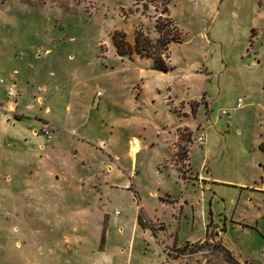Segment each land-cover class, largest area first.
Masks as SVG:
<instances>
[{
	"label": "rangeland",
	"instance_id": "1",
	"mask_svg": "<svg viewBox=\"0 0 264 264\" xmlns=\"http://www.w3.org/2000/svg\"><path fill=\"white\" fill-rule=\"evenodd\" d=\"M161 2L0 0V264H264V0H170L166 73L111 41L155 42Z\"/></svg>",
	"mask_w": 264,
	"mask_h": 264
},
{
	"label": "trees",
	"instance_id": "2",
	"mask_svg": "<svg viewBox=\"0 0 264 264\" xmlns=\"http://www.w3.org/2000/svg\"><path fill=\"white\" fill-rule=\"evenodd\" d=\"M170 0H162L161 16L155 20L154 30L158 38L155 42L148 40L139 31L135 32L134 45H130L125 40V33L115 32L111 36L112 44L116 50V54L120 57L136 54L140 57L151 58L153 67L160 73H166L169 71L168 65L165 63V59L168 58L169 46L172 43H180L182 39V32L175 24L174 20L170 17L169 13ZM187 154V153H186ZM186 159V156H185ZM184 159V160H185ZM140 223V219L138 220ZM141 224V223H140ZM105 240V225L102 229L100 236L101 246ZM190 244L184 243L181 250L186 249ZM225 256L229 261H233L230 253L225 249Z\"/></svg>",
	"mask_w": 264,
	"mask_h": 264
},
{
	"label": "crops",
	"instance_id": "3",
	"mask_svg": "<svg viewBox=\"0 0 264 264\" xmlns=\"http://www.w3.org/2000/svg\"><path fill=\"white\" fill-rule=\"evenodd\" d=\"M0 84H2V83H0ZM20 91V90H19ZM20 96H21V92H20ZM20 98V97H19ZM238 99H241V98H238ZM237 99V100H238ZM242 100V99H241ZM243 102V101H242ZM14 120V121H13ZM12 120V118L11 119H9V118H7V122H10V123H12V126L15 128V130H17V128L18 127H16L17 126V123L19 122V120H20V116H18V115H16V114H14V119ZM187 127V126H186ZM189 128V127H188ZM189 131H191L192 133L194 132V130L192 129V128H189ZM31 135L33 136V137H38V136H36V135H38V133H37V131H33L32 133H31ZM200 135H202V134H200ZM198 137V136H197ZM47 138V141H50L51 140V135H50V137L48 138V137H46ZM84 140V139H83ZM202 145H204V142H203V144ZM191 148H192V146H191ZM191 148H190V151L189 152H187V157H186V159L184 160L185 162H187V164H188V167H190L189 165H190V153H191ZM260 149H261V146H260ZM262 152V154L264 155V151H261ZM263 161H264V156H263ZM163 167V169H164V172H165V174H166V176L169 178V177H173V179L176 181L175 182V184H177V185H179L178 187L179 188H186V184H188V182L187 181H189V179H183L182 177H179V174H178V172H177V170H175V168L173 167V166H171V165H169V166H162ZM263 170H264V167H263ZM199 179H200V181H201V183L202 184H205V183H208V178H206V177H203L202 175H199ZM263 179H264V177H262L261 178V183L259 184V185H254V186H252V190H255V189H257V190H259V191H263L264 192V182H263ZM210 182H212V180L210 181ZM124 187L125 188H127L128 186H130L129 188H127V189H131L132 187H133V190H134V194H135V196H137V193H136V187L134 186V184L131 182L130 184L127 182V181H125L124 182ZM205 185H207V184H205ZM159 190L162 192V193H164V195L167 197L166 199H162L160 196H159V193L158 194H156V199H158L159 201H160V204H166L165 202H167L168 204H170V205H172V206H174V207H177V206H179L180 207V209L182 210V208H181V201L183 200V196H182V194H181V196L180 197H178V200H175V199H173V200H171L170 202L169 201H167V199H168V197L169 198H171L172 199V196L171 195H169L168 193H166V191L164 190V189H162V188H159ZM140 207V210L142 209V204H141V201H140V199H138V205L136 206V208H137V211H140L138 208ZM179 216H178V218H179V221H178V226H180V223H181V213L180 214H178ZM105 218V217H104ZM185 218V217H184ZM139 214L137 215V219H136V224H135V228H139V227H141V228H143V229H146L147 228V226H144L143 225V223H144V221H143V223L140 221V223H139ZM147 221H151L154 225H156L155 223H160L161 225H162V227L161 228H159V227H156L155 226V230L154 229H150L152 232H155L157 235H159V236H161V235H163L165 232H167V227L165 226V224L164 223H162V222H160L159 221V219H157L156 221H153V220H150V219H147ZM191 221H192V225H194V221H195V217L194 216H192L191 217ZM188 243H194V242H188ZM224 245V244H223ZM176 247H179V246H176ZM226 249V248H225ZM100 252H102L103 251V249H98ZM166 263H167V259H166ZM165 263V264H166Z\"/></svg>",
	"mask_w": 264,
	"mask_h": 264
},
{
	"label": "built area",
	"instance_id": "4",
	"mask_svg": "<svg viewBox=\"0 0 264 264\" xmlns=\"http://www.w3.org/2000/svg\"><path fill=\"white\" fill-rule=\"evenodd\" d=\"M0 83H3V80H0ZM5 91H6L7 102L12 106V108L16 107L17 101L20 97V91H19L18 86L15 83H10V84L6 85ZM241 103H242V100L238 99L237 103L235 105V108H237V109L240 108L242 106ZM221 114L226 115V112L222 111ZM40 132L43 135H45L46 137H48V138L50 137V133L48 132V130L46 128L41 129ZM196 142L198 144L202 145L204 142L203 135L198 136L196 139ZM222 233H223V231L220 228H217L215 230L214 235L215 236H221Z\"/></svg>",
	"mask_w": 264,
	"mask_h": 264
}]
</instances>
